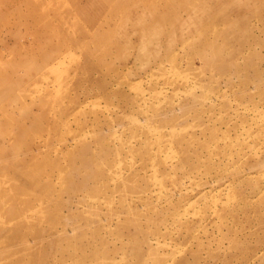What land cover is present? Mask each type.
I'll return each instance as SVG.
<instances>
[{
    "label": "rangeland",
    "instance_id": "rangeland-1",
    "mask_svg": "<svg viewBox=\"0 0 264 264\" xmlns=\"http://www.w3.org/2000/svg\"><path fill=\"white\" fill-rule=\"evenodd\" d=\"M0 264H264V0H0Z\"/></svg>",
    "mask_w": 264,
    "mask_h": 264
},
{
    "label": "bare ground",
    "instance_id": "bare-ground-1",
    "mask_svg": "<svg viewBox=\"0 0 264 264\" xmlns=\"http://www.w3.org/2000/svg\"><path fill=\"white\" fill-rule=\"evenodd\" d=\"M14 163V162H13Z\"/></svg>",
    "mask_w": 264,
    "mask_h": 264
}]
</instances>
